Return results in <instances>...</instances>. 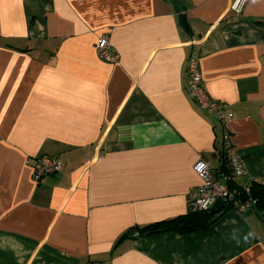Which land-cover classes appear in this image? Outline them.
<instances>
[{"label":"crops","instance_id":"1","mask_svg":"<svg viewBox=\"0 0 264 264\" xmlns=\"http://www.w3.org/2000/svg\"><path fill=\"white\" fill-rule=\"evenodd\" d=\"M232 1L0 0V264H264L252 203L140 234L189 211L198 159L222 172L221 127L185 90L193 54L233 115L239 183L264 184V0ZM104 34L116 64L95 53ZM41 155L63 171L36 183Z\"/></svg>","mask_w":264,"mask_h":264},{"label":"built area","instance_id":"2","mask_svg":"<svg viewBox=\"0 0 264 264\" xmlns=\"http://www.w3.org/2000/svg\"><path fill=\"white\" fill-rule=\"evenodd\" d=\"M245 0H233L230 11L234 14L241 12ZM93 48L99 60L107 64H116L119 55L112 49L109 38L104 34L100 35L93 44ZM186 93L193 102L205 113L213 115L221 127V159L227 164L229 173H215L209 164L198 159L193 165V171L200 179V184L194 187L189 193V209L191 211L208 210L215 201L223 200L229 195L227 182L239 183V178L246 174L243 161L231 151L230 132L227 128L228 122L233 115L227 111L224 105L213 100L203 89L199 66V55L193 54L186 63ZM63 171V164L57 156L41 155L33 160L32 179L39 183L48 175H56ZM246 190L247 186L242 185ZM88 264H102L90 262Z\"/></svg>","mask_w":264,"mask_h":264},{"label":"trees","instance_id":"3","mask_svg":"<svg viewBox=\"0 0 264 264\" xmlns=\"http://www.w3.org/2000/svg\"><path fill=\"white\" fill-rule=\"evenodd\" d=\"M220 169L222 173H229L227 164L221 159ZM231 199L225 204L224 208L217 213H209L208 210L189 211L176 218L156 222L140 229V234H156L160 232L173 231L178 234H189L208 229L214 221L226 210L238 209L246 203L255 207L260 215H264V184L252 181L246 187L247 190L234 181L227 182ZM126 235V234H125Z\"/></svg>","mask_w":264,"mask_h":264},{"label":"water","instance_id":"4","mask_svg":"<svg viewBox=\"0 0 264 264\" xmlns=\"http://www.w3.org/2000/svg\"><path fill=\"white\" fill-rule=\"evenodd\" d=\"M180 22L181 25L183 27V29L188 32L189 31V27H188V23H187V19H186V15L184 13H182L180 15ZM231 199L230 194L224 198L223 200H217L213 203V205L209 208V213H217L218 211H220L221 209L224 208L225 204Z\"/></svg>","mask_w":264,"mask_h":264}]
</instances>
